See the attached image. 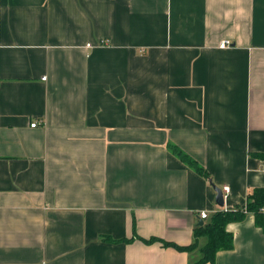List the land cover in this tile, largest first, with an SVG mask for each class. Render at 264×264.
Instances as JSON below:
<instances>
[{"label": "crops", "instance_id": "crops-1", "mask_svg": "<svg viewBox=\"0 0 264 264\" xmlns=\"http://www.w3.org/2000/svg\"><path fill=\"white\" fill-rule=\"evenodd\" d=\"M262 154L264 0H0V264H194L143 240L192 245ZM262 216L212 264H264Z\"/></svg>", "mask_w": 264, "mask_h": 264}, {"label": "trees", "instance_id": "trees-1", "mask_svg": "<svg viewBox=\"0 0 264 264\" xmlns=\"http://www.w3.org/2000/svg\"><path fill=\"white\" fill-rule=\"evenodd\" d=\"M170 152L175 155L187 167L197 174L207 177L206 172L196 161L188 157L177 147H169ZM264 163V154L258 156ZM264 207V187L254 189L248 196L247 202L243 207L234 208V210L219 211L215 213L204 225L198 226L194 230V243L187 247H178L170 243H166L156 238L143 240L146 244L155 242L161 243L164 247H173L177 251H190L196 248L199 238L207 239L206 244L200 249L201 258L194 264H212L218 252L229 251L233 248L232 235L226 230V226L230 223H236L243 220L246 214H252L255 217L256 224L263 226V213L261 209Z\"/></svg>", "mask_w": 264, "mask_h": 264}, {"label": "built area", "instance_id": "built-area-1", "mask_svg": "<svg viewBox=\"0 0 264 264\" xmlns=\"http://www.w3.org/2000/svg\"><path fill=\"white\" fill-rule=\"evenodd\" d=\"M88 46H89V45H88ZM229 46H230V42H229V41H222V42L219 44V48H220V49H225V48H227V47H229ZM42 80H45V78H43ZM35 126H36V123H32V124H31V127H35ZM228 192H229L228 187L225 186V187L222 188V195H223V198L226 197V195L228 194ZM230 210H234V211H235V209H230ZM225 211H226V210H225ZM261 212L264 213V207L261 209ZM199 217H200L201 220H205V219L208 218V216H207V214H206L205 212L200 213Z\"/></svg>", "mask_w": 264, "mask_h": 264}, {"label": "water", "instance_id": "water-1", "mask_svg": "<svg viewBox=\"0 0 264 264\" xmlns=\"http://www.w3.org/2000/svg\"><path fill=\"white\" fill-rule=\"evenodd\" d=\"M214 190L216 192V203L218 206L223 207L224 206V199L222 195V191L216 187H214ZM202 221L199 222V225H202Z\"/></svg>", "mask_w": 264, "mask_h": 264}]
</instances>
